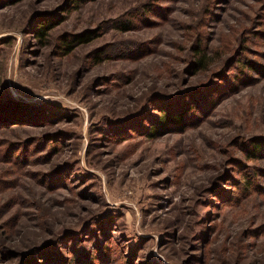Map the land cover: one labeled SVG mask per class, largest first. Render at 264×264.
Masks as SVG:
<instances>
[{"label": "rangeland", "instance_id": "374dc122", "mask_svg": "<svg viewBox=\"0 0 264 264\" xmlns=\"http://www.w3.org/2000/svg\"><path fill=\"white\" fill-rule=\"evenodd\" d=\"M0 264H264V0H0Z\"/></svg>", "mask_w": 264, "mask_h": 264}, {"label": "trees", "instance_id": "16d2710c", "mask_svg": "<svg viewBox=\"0 0 264 264\" xmlns=\"http://www.w3.org/2000/svg\"><path fill=\"white\" fill-rule=\"evenodd\" d=\"M73 2L75 0H72ZM79 3H83L85 1H88V0H77ZM60 20L59 19H55L54 21L52 20H46V21H43L41 23V25H38L36 27V31L39 35H44L47 33V31L53 27L55 24H57ZM73 36V39L72 40H66V45H65V50L66 51H70L72 49V44L71 42H76V43H80V42H85L89 39H91V37L93 35L89 34V31H81V32H77V33H74L72 34ZM199 60L200 62L203 60V54L199 55ZM197 102L199 103L198 99H197ZM193 105L194 104H191L190 108H193ZM187 109V106L184 107V110H181L179 108L175 109V110H164L163 113L160 114V116L158 117V120L155 122V131L159 128H163V127H170L176 123H181L182 120H183V116L185 114V111ZM173 111V112H171Z\"/></svg>", "mask_w": 264, "mask_h": 264}]
</instances>
